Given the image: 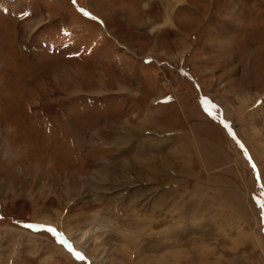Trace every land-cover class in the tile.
Masks as SVG:
<instances>
[{"label":"rangeland","instance_id":"374dc122","mask_svg":"<svg viewBox=\"0 0 264 264\" xmlns=\"http://www.w3.org/2000/svg\"><path fill=\"white\" fill-rule=\"evenodd\" d=\"M0 264H264V0H0Z\"/></svg>","mask_w":264,"mask_h":264},{"label":"crops","instance_id":"0c3cea01","mask_svg":"<svg viewBox=\"0 0 264 264\" xmlns=\"http://www.w3.org/2000/svg\"><path fill=\"white\" fill-rule=\"evenodd\" d=\"M190 101V104L188 103L187 104V102H186V100L184 101V103L186 104V106H188V112H189V115L192 113V111H195V112H197V105H194L193 104V106L191 105L192 104V102H191V99L189 100ZM188 101V102H189ZM164 107H166V111H167V106H164ZM199 115H200V118L202 117H204V116H202L199 112H197ZM172 114H173V111H172ZM171 117H173V115L171 116ZM189 117V116H188ZM172 120H176V119H172ZM177 120H176V125L175 126H178V124H177ZM193 121H191V119H189L188 118V121L187 122H183L182 124H180V125H182L181 127L183 128V130L182 131H184V130H187L188 131V133H189V130L190 131H193V123H192ZM181 130V129H180ZM179 130V131H180ZM176 131V130H175ZM190 134V133H189ZM185 136H187V135H185ZM188 139H189V137H188ZM169 142V141H168ZM170 142H175V144H176V147H175V150H173L174 152H178V153H182V157H181V161H182V165L184 166V165H187L186 163H189V153H190V149L188 148V147H185L186 146V144H188L190 141H188L187 142V137H183V136H178V137H176V138H173L172 137V139H171V141ZM186 143V144H185ZM188 146H190L189 144H188ZM185 158V159H184ZM186 159H187V161H186ZM185 162V163H184ZM189 165V164H188ZM193 166H195V165H193ZM196 168H198V165H196L195 166Z\"/></svg>","mask_w":264,"mask_h":264},{"label":"bare ground","instance_id":"6f19581e","mask_svg":"<svg viewBox=\"0 0 264 264\" xmlns=\"http://www.w3.org/2000/svg\"><path fill=\"white\" fill-rule=\"evenodd\" d=\"M127 126H128V125H127ZM131 127H132V126H131ZM131 127H130V128H128V129H129V130H130V129H134V128H131ZM124 128H125V127H124ZM128 133H129V132H128ZM137 162H138V161H137ZM141 163H142V162H141ZM141 163H140V164H141ZM138 165H139V164H138ZM141 166H142V167H144V166H145V164H144V163H142V164H141Z\"/></svg>","mask_w":264,"mask_h":264},{"label":"snow or ice","instance_id":"6c2138e0","mask_svg":"<svg viewBox=\"0 0 264 264\" xmlns=\"http://www.w3.org/2000/svg\"><path fill=\"white\" fill-rule=\"evenodd\" d=\"M49 231H54L53 229H49Z\"/></svg>","mask_w":264,"mask_h":264}]
</instances>
